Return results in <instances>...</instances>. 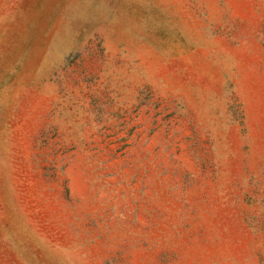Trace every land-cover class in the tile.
Segmentation results:
<instances>
[{"label":"rangeland","instance_id":"374dc122","mask_svg":"<svg viewBox=\"0 0 264 264\" xmlns=\"http://www.w3.org/2000/svg\"><path fill=\"white\" fill-rule=\"evenodd\" d=\"M0 264H264V0H0Z\"/></svg>","mask_w":264,"mask_h":264}]
</instances>
